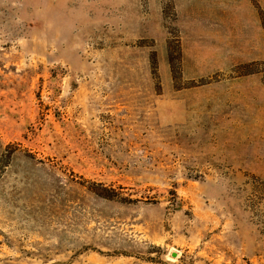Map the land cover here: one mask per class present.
Returning a JSON list of instances; mask_svg holds the SVG:
<instances>
[{"label":"rangeland","instance_id":"1","mask_svg":"<svg viewBox=\"0 0 264 264\" xmlns=\"http://www.w3.org/2000/svg\"><path fill=\"white\" fill-rule=\"evenodd\" d=\"M0 264H264V0H0Z\"/></svg>","mask_w":264,"mask_h":264}]
</instances>
